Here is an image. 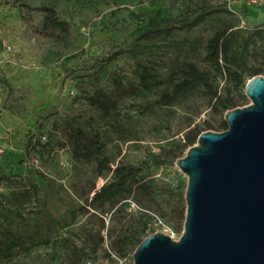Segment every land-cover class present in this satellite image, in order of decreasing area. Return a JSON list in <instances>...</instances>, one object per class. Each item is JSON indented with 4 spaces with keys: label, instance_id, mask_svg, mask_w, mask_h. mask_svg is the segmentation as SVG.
I'll list each match as a JSON object with an SVG mask.
<instances>
[{
    "label": "rangeland",
    "instance_id": "rangeland-1",
    "mask_svg": "<svg viewBox=\"0 0 264 264\" xmlns=\"http://www.w3.org/2000/svg\"><path fill=\"white\" fill-rule=\"evenodd\" d=\"M43 6L68 31L45 28ZM231 26L247 82L264 70V0H0V264H134L147 237L180 239L188 179L176 162L196 131L221 133L225 113L202 90L159 102L193 63L235 109L251 104L204 62L207 41ZM79 130L110 170L74 157ZM118 166L141 171L145 194L95 212Z\"/></svg>",
    "mask_w": 264,
    "mask_h": 264
},
{
    "label": "water",
    "instance_id": "water-1",
    "mask_svg": "<svg viewBox=\"0 0 264 264\" xmlns=\"http://www.w3.org/2000/svg\"><path fill=\"white\" fill-rule=\"evenodd\" d=\"M245 96L226 131L202 133L176 162L188 179L180 239L147 237L134 264H264V77Z\"/></svg>",
    "mask_w": 264,
    "mask_h": 264
},
{
    "label": "trees",
    "instance_id": "trees-1",
    "mask_svg": "<svg viewBox=\"0 0 264 264\" xmlns=\"http://www.w3.org/2000/svg\"><path fill=\"white\" fill-rule=\"evenodd\" d=\"M36 11L44 15L45 28L51 30L60 29L64 32L68 31L67 23L60 21L57 18L55 10L52 8L43 6L36 8ZM233 29L234 26H231L229 29L217 32L207 41L204 62L209 64L215 73L226 83H232L235 88L246 87L248 81L245 82L246 74L242 69L245 64L235 53L232 40L236 36V33L232 31ZM263 73L264 70L253 68L250 70L249 80ZM140 78L142 87L146 90L150 89L152 85L151 74L145 68H143ZM215 81L216 78H211L209 73L199 69L195 64L183 63L171 76L169 90L162 94L159 103L163 106H169L174 101L184 99L192 93L202 90L206 97H209L215 102L214 109L219 108L226 114L228 111L234 110L237 104L233 100H224L219 95ZM98 103L101 106L106 105L104 102ZM206 126L208 130H213L214 128L211 124H206ZM219 129L221 132L228 129L225 121L220 123ZM195 133V137L186 140L185 147L188 150L195 146L199 136L202 134L199 130ZM72 139L74 157L76 159H92L96 157L100 172L106 169L110 170V168H106L107 165L105 162L98 160V155L100 154L98 150L99 140L87 141L86 135L80 130L74 133ZM112 174V179L94 194L91 203L88 205L95 212H103L104 207L107 205L112 208L119 205L117 211H123V202L132 196L135 191L140 192L141 195L145 194L144 191L146 189L140 179L141 171L139 169L118 166ZM143 241L138 243L137 248Z\"/></svg>",
    "mask_w": 264,
    "mask_h": 264
}]
</instances>
